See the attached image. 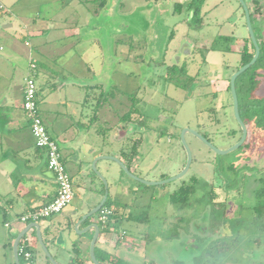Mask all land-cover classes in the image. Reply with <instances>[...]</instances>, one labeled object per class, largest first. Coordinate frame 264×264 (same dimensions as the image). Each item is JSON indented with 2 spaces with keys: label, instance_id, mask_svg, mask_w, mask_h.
<instances>
[{
  "label": "rangeland",
  "instance_id": "rangeland-1",
  "mask_svg": "<svg viewBox=\"0 0 264 264\" xmlns=\"http://www.w3.org/2000/svg\"><path fill=\"white\" fill-rule=\"evenodd\" d=\"M2 1L16 14V20L9 28L3 27L7 18L0 21V43L6 46L7 40L14 38L19 48L27 47L25 22L33 23L34 19L44 28L55 26L52 28L55 36L72 32L80 38L64 59L69 60V67L63 69L67 72L65 79L69 85L65 86L62 78H53V91L43 86L39 90L38 87L42 95L40 113L50 133L61 134L69 128L68 137L74 138L79 145V149L69 148L65 135H56L59 145H62L61 152L76 196L63 212L39 220L40 223L46 219L51 221L53 233L58 231L60 224L64 228L66 243L56 244L55 248L49 246L60 263L75 264L68 259L73 245L70 230L74 228L73 235L79 237L85 227L83 224L76 229L74 217L68 224L60 221L66 219L65 214L75 203H81L85 215L89 207L95 204L94 208L96 200L100 198L101 201L105 195L104 181L93 166L95 158L100 154H110L125 160L123 151L129 150L131 137L133 141L143 138V133L139 132L140 125H136L135 132L125 130L123 120L130 108L133 110L131 118L135 120L147 117L149 124L159 130L168 123H174L175 130L180 129L176 143L171 144L173 138L169 135L162 137L159 144L154 141L151 148L148 142H142L138 150L141 164L138 160L130 165V171L142 179H165L184 168L187 151L181 133L186 126L209 137L218 149L230 148L241 139V126L235 117L229 89L231 76L241 66L242 43L250 38L240 0H206L201 9L200 27H196L198 20L190 23L189 0ZM246 1L253 12L254 31L259 40L264 41V0ZM257 3L261 5V14L254 13ZM63 16H69L68 26L58 29L65 23ZM216 39L221 43L212 50ZM94 40L96 43L93 45ZM95 45H99L100 50ZM226 46L235 51H223ZM183 65L186 75L173 68ZM26 75L25 71L17 69L11 86V91L17 96ZM168 76L175 80L173 84L167 83L171 80L166 78ZM193 79H197L195 85ZM176 81L188 86L183 88ZM192 90L193 97L187 99V92ZM256 96L264 97V78ZM47 112L64 116L54 120ZM66 116L72 121L66 120ZM159 118L163 124L157 122ZM246 121L250 127L249 142L252 130L248 119ZM116 134L122 137L116 139ZM154 135L157 134H153L155 140ZM259 135L252 146L243 144L219 155L193 133L187 134L193 160L184 178L194 175L200 184L208 180L214 185L215 200L228 204L229 219L225 228L214 230L208 223L202 236H199L196 219L202 216L205 203H198L196 207L190 204L189 207H193L189 210L171 203L168 193L177 189L183 180L148 185L124 171L116 161L99 160L97 169L109 185L108 202H112L115 186L127 189L125 194L120 192L117 201L113 202L114 213L106 223L102 224L100 220V210L90 218L107 229L100 243L129 264H198L189 259L192 258L189 252L193 245L208 248L213 244H218L223 251H206L205 257H211L208 264H264V231L259 226L263 224L255 225L251 218L252 207L256 203L255 189L259 187V177L264 172V138ZM163 139L168 145L162 142ZM81 158L83 165L81 167L79 162V173L77 161ZM232 164L236 172L230 168ZM123 204L128 207H122ZM116 218L122 220L117 228L112 224ZM21 225L24 223L13 224L14 233ZM8 232L9 227L4 226L0 210V250ZM255 239L261 240L257 243ZM10 246L9 242L10 260L5 264H15ZM36 250L48 262L39 243ZM198 252L193 255L200 254ZM1 257L0 253V264ZM22 261L28 264L24 257Z\"/></svg>",
  "mask_w": 264,
  "mask_h": 264
},
{
  "label": "crops",
  "instance_id": "crops-1",
  "mask_svg": "<svg viewBox=\"0 0 264 264\" xmlns=\"http://www.w3.org/2000/svg\"><path fill=\"white\" fill-rule=\"evenodd\" d=\"M82 2H84V0H80V3ZM6 18L7 20L4 21L3 27L9 28L13 26L12 21L16 20V14L10 11L9 14L1 16L0 21ZM68 19L69 16H63L62 21L65 23L59 25L57 28L62 29L67 27ZM73 22L74 19L71 23ZM51 27L53 28L55 26L52 25ZM52 28H44L34 19L33 23L25 22V30L28 35V40L25 41V46L27 47L19 48L20 45H18L14 38L7 40L8 46L0 43V210L2 211V222L4 226L9 227V232L1 243L4 246H2L0 250L2 264L10 260L8 255L9 242L10 245L12 243L10 251L13 260H15L13 255L14 239L26 225L33 222L22 221L20 220V216L33 207L47 204L57 193V181L53 173L47 168V155L44 150L36 146L28 115L23 108L24 88L28 76H34L39 90L43 86L47 87V90L53 91V89H51L53 78H62V83H64L65 86L69 85V81L65 79L67 72H63V69L69 67V60L64 59L71 51L70 48H73V46L79 42L80 38L77 33L72 32H68L61 36H55L53 35ZM0 36L2 35L0 34ZM27 42H29V44H27ZM95 43L96 41L94 40L93 45ZM95 46H97V50H100L99 45ZM5 48H7V50H5ZM33 62L36 63L35 68L31 67V63ZM17 69L27 73L26 77H24L25 83H23L21 89L18 90L19 96L11 91V86L15 82ZM38 92V105L40 106L42 95L41 91ZM47 114L52 115L54 120L60 116H64L62 113L56 112H47ZM52 118L50 117V121L53 123L54 120H51ZM68 119L70 120L71 118L66 116V120ZM68 131L69 128L64 130L61 134H56L53 131V135L55 138L59 135H65V142L69 145V148L79 149V145L75 139L68 137ZM109 135L112 136L111 133ZM95 155L97 154L95 153ZM127 155H129L128 152H124L123 156L126 163L130 161ZM77 162V167L79 168L80 164L82 167L83 159L81 158ZM79 162L81 163L79 164ZM134 163H136V161ZM79 173H81L80 168ZM126 191L127 189L123 186H115L112 201H117L118 194L120 192L125 194ZM99 202L100 198L96 200L97 204ZM94 205L90 206L89 210L92 209ZM81 206L80 202L75 203L65 214L66 219L62 222L60 221V223H71V218L74 217L76 224L85 213ZM112 207H115V205L113 204ZM122 207H128V205L123 204ZM15 222L24 223L16 233H14L15 229H13V224ZM92 222L95 221L90 219L86 220L80 224L79 227L83 224H85L84 226L86 227ZM40 224L43 235L45 234L44 238L45 241H47L48 247L53 245L55 248L56 244L62 242L66 243V234H64V230H62L64 229L62 224H60V228H58L56 233H53L52 228H50L52 224L51 221L46 219L44 223ZM34 234H36L34 229L27 233L29 237H32L31 245L33 246V253L31 260L26 261L28 264H49L47 259L42 258L41 254L37 252L36 247L39 241L38 238L36 241L33 240ZM93 234L94 229H91L78 237L77 235H73V229L70 230L73 244L79 242L78 245L81 249V255L77 260L82 259L84 264H93L89 253ZM105 234H107L105 231H101L98 242H100ZM68 259L69 262L76 261L72 249Z\"/></svg>",
  "mask_w": 264,
  "mask_h": 264
},
{
  "label": "trees",
  "instance_id": "trees-1",
  "mask_svg": "<svg viewBox=\"0 0 264 264\" xmlns=\"http://www.w3.org/2000/svg\"><path fill=\"white\" fill-rule=\"evenodd\" d=\"M206 0H189V3L187 5L188 11L194 10V14L192 16L191 22L193 23L194 20H198L199 24H196V27H200L202 24V18H201V9L202 6L204 5ZM249 4V2H247ZM249 6V5H248ZM250 9V8H249ZM261 5L260 3H257L255 7V12L262 13L261 12ZM251 13V19L253 17V12L250 9ZM256 34V33H255ZM257 40L259 42L261 52L260 55L257 59V61L250 66L247 70H245L243 73H241L237 79H236V89H237V94H238V99H239V109H240V114L243 119V121L247 123V119L251 124V137L249 142L247 140L245 141L244 145L245 146H252L255 140V138L259 135H262L261 137L264 138V97L258 98L256 96V93L259 91L263 84V78H264V41L259 40V37L256 35ZM249 41L251 42V45H249ZM219 39H216L212 46V50H216L215 45H218ZM253 47V50L251 48ZM223 51H235L234 48L231 46H226L224 47ZM241 66L249 63L254 54H255V46L251 40V38H246L244 39L242 43V49H241ZM240 66V67H241ZM239 67V68H240ZM175 71H179L186 75V67L183 65L182 67L175 66ZM173 68L171 69V72L173 71ZM238 68V69H239ZM169 79L173 80L170 76L168 77ZM193 83L195 85V82L197 79H193ZM178 85H181L183 88H186V86L183 83H180L176 81ZM198 86V84H196ZM229 89H231L230 81H229ZM193 90L190 92H187L188 96H193ZM133 110L128 112L127 115L132 114ZM248 126V130H249ZM256 133V134H255ZM259 135V136H260ZM231 169H235L234 164L230 166ZM229 180L227 182V185L229 184ZM259 187L255 189V197H256V203L252 207L253 210V215H252V222L255 223V225L263 224L262 227L260 226V229L264 231V172L261 173V176L259 177ZM201 188L205 194L201 198H196L195 200L198 201L199 203H205L206 205H210L208 207L209 213V223L213 225L215 228L214 230L218 229H224L225 225L228 221V204L226 201H216V192L214 185L212 186L209 185V183H201L197 177H193L192 181L190 184H186L181 186L178 190H176L174 193L171 194L170 200L171 202L176 206L179 207L180 209L187 208L186 206L190 203H192V198L194 193L197 191V189ZM114 203L112 202H106L105 206H112ZM122 223V220L119 218H116L115 221L112 223L114 227H119V225ZM101 231L103 232L104 230L107 231V229L103 228V225L100 226ZM110 229H108L109 231ZM32 237H30V242H26L24 238L20 242V246L25 245V247L30 250V252L33 253V246L31 245L32 242ZM261 238V237H260ZM33 240H37L36 234L33 236ZM261 239H255L257 243L260 242ZM47 243V241H46ZM12 245V243H11ZM200 250V251H199ZM216 251L217 252H222L223 249H221L218 244H213L211 247H199L196 251L198 252H210V251ZM72 251L75 254L76 257V264H84V261L82 259L77 260V258L81 255V249L77 243L73 244ZM96 256L98 260L101 262V264H129L123 259H121L119 256L116 254L111 253L110 251L106 250L104 246L98 242L96 244L95 248ZM20 258L22 261L23 255L20 254ZM26 260V259H25ZM49 264H52L51 261L48 259ZM23 264V261H22Z\"/></svg>",
  "mask_w": 264,
  "mask_h": 264
},
{
  "label": "water",
  "instance_id": "water-1",
  "mask_svg": "<svg viewBox=\"0 0 264 264\" xmlns=\"http://www.w3.org/2000/svg\"><path fill=\"white\" fill-rule=\"evenodd\" d=\"M244 10H245V14H246V20H247V25H248V29H249V33H250V38L255 46V54L252 58V60L241 66L236 72L233 73V75L231 76V80H230V85H231V92H232V96H233V107H234V112H235V117L239 123V125L241 126L242 129V135H241V139L232 147L227 148V149H218L208 138H206L205 136H203L201 133H199L197 130L195 129H183L182 133H181V138L183 141V144L185 146V148L187 149V154H188V158H187V162H186V166L185 168L178 173L175 176H172L168 179H164V180H158V181H152V180H146V179H142L139 176L135 175L134 173H132L129 169V167L127 166V164L122 161L120 158L114 156V155H110V154H100L98 155L94 162H93V166L95 168V171L97 172V174L102 178V180L104 181V185H105V195L103 197V199L91 210H89V212H87L85 215H82V217L76 222V229H79L80 224H82L83 222H85L86 220H89L94 214H96L99 210L102 209V207L105 206L108 197H109V185H108V181L106 179V177L97 169V162L99 160H104V159H110V160H114L116 161L123 169L124 171H126L127 173H130L132 175V177H134L135 179H138L139 181L148 184V185H163V184H167L171 181L177 180L181 177H183L186 172L189 170L190 165L192 163L193 160V155H192V151L186 141L185 135L187 133V131L189 130L190 132L194 133L195 135H197L200 139H202L209 147H211L214 151H216L219 155L220 154H227L239 147H241L248 136V127L246 125V123L243 121L241 114H240V109H239V99H238V94H237V89H236V79L237 77L243 73L245 70H247L250 66H252L258 59L260 52H261V48L259 45V42L257 40L254 28H253V24H252V19H251V13H250V9L248 6V3L246 0H240ZM194 14V10H191V15H190V19L192 18ZM35 230L36 231V236L38 238V241L42 247V249L44 250L45 254L47 255V258L51 261L52 264H62L60 263L52 254V252L50 251L48 244L45 241L44 235H43V231H42V227L40 222H31L28 225H26V227H24L16 236V238L14 239L13 242V255H14V259H15V264H22L21 258H20V253H19V247H20V242L21 240L25 237V235H27V233H29V231L31 230ZM94 229V234L93 237L91 239V243H90V257L92 259L93 264H101V262L98 260L97 256H96V252H95V248H96V244L98 242V239L100 237L101 234V227L100 224L97 222H92L90 223L88 226L84 227V229H82L80 231L81 234H85L87 233L89 230Z\"/></svg>",
  "mask_w": 264,
  "mask_h": 264
},
{
  "label": "built area",
  "instance_id": "built-area-1",
  "mask_svg": "<svg viewBox=\"0 0 264 264\" xmlns=\"http://www.w3.org/2000/svg\"><path fill=\"white\" fill-rule=\"evenodd\" d=\"M10 9L0 0V17L10 13ZM29 44V42H27ZM35 68L36 63H31ZM23 108L28 115L31 131L36 139V146L45 151L47 155V168L53 173L57 181V193L55 197L42 206L33 207L25 214L20 216V220L25 222L45 219L53 214L62 212L73 201L75 196L73 180L68 172L66 163L63 159L58 140L50 133L44 123L38 105V88L33 75L27 77L23 95ZM100 220L106 223L114 213L112 206H104L100 210ZM24 240L30 242V237L25 235ZM19 253L26 260H31L32 252L25 245L19 247Z\"/></svg>",
  "mask_w": 264,
  "mask_h": 264
},
{
  "label": "flooded vegetation",
  "instance_id": "flooded-vegetation-1",
  "mask_svg": "<svg viewBox=\"0 0 264 264\" xmlns=\"http://www.w3.org/2000/svg\"><path fill=\"white\" fill-rule=\"evenodd\" d=\"M169 77V76H168ZM168 77H166V78H168ZM175 80H167V83L168 84H173V82H174ZM154 86L156 85V83L155 82H153L152 83ZM179 87V86H178ZM193 96H188L187 95V99L188 98H192ZM132 110V108H130V111ZM136 113V112H135ZM133 114V113H132ZM132 114H129V115H125V120H123V122H125L124 123V127H125V130L127 131H129V132H135L136 130H135V128H136V125L138 126V125H140L142 128H140V130H139V132H142L143 134H142V136H143V138H142V140L141 139H137L136 141H133V138L131 137V140H130V142H131V144L129 145V150H124L123 151V154H124V152H128V154L129 155H127V157H128V159H130V161H128L127 163L123 160V159H121V160H123L126 164H127V166L129 167V169H130V165H134V162L136 161V163H137V161L139 160V162H140V158H139V152H138V150H139V146H141V144H142V142H144V141H146V142H148V144H150L149 145V148H151L152 146H153V144H159L160 143V141H161V138L162 137H167L168 135L171 137V139L173 138V141H172V143L171 144H173V143H176L177 142V140H179V137H180V133H177V131H179L180 132V129L179 130H175V124L174 123H168V126L166 125L165 127H163L162 128V130H159L156 126H152V123H150L149 124V122H148V118L147 117H145L144 119H140L139 118V120H135L134 118H131V115ZM157 122H162L161 121V119L159 118V121H157ZM156 121H155V123H157ZM160 124H163V122L162 123H160ZM185 128H187V129H194V128H191L190 126H186ZM184 128V129H185ZM196 130V129H195ZM199 133H201L200 131H198ZM188 133H192V132H190L189 130L187 131V133H186V135H185V138H186V136H187V134ZM241 133H242V129H241ZM153 134H157V135H154V137H156V139L154 140L152 137H153ZM194 134V133H193ZM203 136H205L206 138H208L209 140H210V138L209 137H207L206 135H204L203 133H201ZM132 135V134H131ZM195 135V134H194ZM118 136V137H117ZM197 136V135H196ZM122 136L121 135H115V138L116 139H119V138H121ZM198 137V136H197ZM182 139V138H181ZM141 140V141H140ZM247 140V139H246ZM154 141H156L155 143H154ZM163 141H165L164 139L162 140V142ZM187 141V140H186ZM166 142V144L168 145V143H167V141H165ZM188 143V142H187ZM171 144H169V145H171ZM155 146V145H154ZM190 147V146H189ZM186 149V148H185ZM149 150V149H148ZM186 151H187V149H186ZM150 152H147L146 154H149ZM187 158H188V154H187ZM138 162V163H139ZM187 162V161H186ZM140 164H141V162H140ZM185 166H186V164H185ZM185 166H183L184 168H185ZM190 167H191V165H190ZM183 168V169H184ZM182 169V170H183ZM190 169V168H189ZM181 170V171H182ZM180 171V172H181ZM179 172V173H180ZM189 172V170L186 172V174L183 176V177H181V178H179L180 180H183L182 181V183H181V185L177 188V189H175L174 191H170L168 194L171 196V194L172 193H174L176 190H178L181 186H183V185H186V184H190V182L192 181V178L193 177H196V176H190L189 177V179H185L184 177L187 175V173ZM178 174V173H177ZM176 174V175H177ZM136 175V174H135ZM173 176H175V175H173ZM172 177V176H171ZM168 178H170V177H168ZM168 178H165V179H168ZM198 178V177H197ZM199 179V178H198ZM161 180H164V179H161ZM178 180V179H177ZM156 181H158V180H156ZM206 182L207 183H209V181L208 180H206ZM212 184L213 183H209V185L210 186H212ZM204 194H205V192L201 189V188H199V189H197V191L194 193V195H193V198H192V203H190L191 205H193L194 207H196V204H198L199 202L198 201H196L195 199L196 198H201L202 196H204ZM172 203V202H171ZM173 204V203H172ZM190 204H188L186 207V209H191V207H193V206H191V207H189L190 206ZM200 204V203H199ZM174 205V204H173ZM175 206V205H174ZM208 207H210V205H206L205 204V207H204V210H203V212L201 213L202 214V216L200 217V218H197L196 220H197V222H198V225H197V228H198V231H199V236H202L201 235V233L203 232V231H205L204 229L206 228V226H208V223H209V216H208V214L207 213H209V211H208ZM196 220H194V221H196ZM74 229V228H73ZM181 243V242H180ZM197 249H199V246L197 245V246H194L193 245V247H192V250L189 252V255H190V257H192V258H189V259H191V260H193V261H195V262H197L198 264H208L209 263V260L211 259V257H205L206 255H205V252L204 253H202V252H198V253H200V254H198V255H193V254H195L197 251ZM207 254H210V253H207ZM202 255V256H201ZM214 260V259H213ZM185 261H187V260H185ZM188 262V261H187ZM210 262H211V260H210ZM188 264V263H187Z\"/></svg>",
  "mask_w": 264,
  "mask_h": 264
}]
</instances>
